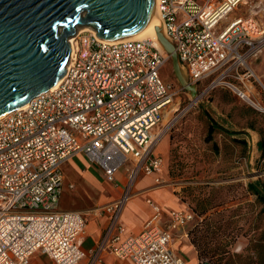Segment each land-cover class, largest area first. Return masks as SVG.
Returning <instances> with one entry per match:
<instances>
[{"label": "built area", "instance_id": "2783aa9c", "mask_svg": "<svg viewBox=\"0 0 264 264\" xmlns=\"http://www.w3.org/2000/svg\"><path fill=\"white\" fill-rule=\"evenodd\" d=\"M248 1L157 0V10L191 84L225 86L264 112L249 65L264 48V23L250 12L219 26ZM255 1L264 15V0ZM68 41L58 85L0 119V264H30L37 253L51 264H97L108 240L111 252L132 264H184L170 245L173 231L187 225L192 212L170 210L169 224L162 228L161 206L147 199L153 214L138 234L123 237L120 223L140 174L153 176L156 185L162 182L164 159L154 151V129L175 95L161 76L167 53L149 39L112 42L91 31H77ZM78 154L96 164L109 182L120 169L126 175L122 194L99 208L108 224L90 252L82 248L83 214L58 208L61 166Z\"/></svg>", "mask_w": 264, "mask_h": 264}, {"label": "rangeland", "instance_id": "374dc122", "mask_svg": "<svg viewBox=\"0 0 264 264\" xmlns=\"http://www.w3.org/2000/svg\"><path fill=\"white\" fill-rule=\"evenodd\" d=\"M243 11V5H239L219 26ZM78 30L79 26L75 33ZM167 56L161 76L164 82L171 83L175 95L154 129V151L164 158L162 182L155 187L167 188L176 202L193 213L187 230L190 243V230L196 225L210 222L215 231V227H222L210 237L199 226L201 241L206 245H200L199 255L195 249L198 264H264V252L254 246L264 226V215L259 214L255 196L246 192L249 181L259 180L264 186V143L262 148L258 146L260 140L264 141V112L240 100L225 86L209 89V81L191 84L179 66L185 83L193 89L184 87L174 73L168 53ZM254 83L260 87L256 78ZM209 126L214 132L212 139L206 140ZM240 140L243 145L237 143ZM87 169L94 168L80 165L77 174L64 172L61 196L68 201L64 193L67 183L72 182L74 188L70 190L74 192L69 196H77L76 205L88 211L99 210L111 201L105 198L109 189L102 178L91 184L92 179L85 174ZM150 183L149 178L141 181L144 186ZM100 190L106 195H100ZM207 199L210 208L200 213L208 206ZM66 205L59 201V208H67ZM225 226L228 228L224 233ZM185 258L188 259L187 254Z\"/></svg>", "mask_w": 264, "mask_h": 264}, {"label": "water", "instance_id": "95a60500", "mask_svg": "<svg viewBox=\"0 0 264 264\" xmlns=\"http://www.w3.org/2000/svg\"><path fill=\"white\" fill-rule=\"evenodd\" d=\"M153 0H0V115L51 88L64 74L76 27L104 40L143 29ZM178 81L188 89L171 42L158 33Z\"/></svg>", "mask_w": 264, "mask_h": 264}, {"label": "crops", "instance_id": "0c3cea01", "mask_svg": "<svg viewBox=\"0 0 264 264\" xmlns=\"http://www.w3.org/2000/svg\"><path fill=\"white\" fill-rule=\"evenodd\" d=\"M255 2V0H249L247 4H244L243 14L240 15L249 14L250 12H256V17L258 18V20L264 23V15H262L261 12H258L255 7ZM249 65L255 74L258 85L260 86L258 87L255 85L254 93L258 101L264 104V48H262L253 58L249 60ZM80 165H85L87 167H92L95 169H87L85 171V174H87L90 179H92L91 184H93V182H97L98 178L104 179V182L107 183L106 186L109 189V193L106 195L100 190V195H106L105 198L112 201L119 197L120 194H122L126 183L125 168L122 169V171H118L116 173L115 178L118 179V182L117 180H115V182L112 183L107 181L101 169L96 164L90 162L83 154H78L62 164L61 170L63 174V185L65 179L64 172H75L77 174L79 173ZM143 178H149L151 183L146 186L142 185L141 181ZM63 185L62 189L64 188ZM70 185H73V187H70ZM155 186L157 185L155 184L153 176L144 174H140L138 176V179L133 187V192H135L136 194L125 203L120 216V223L124 229L123 237L138 234L144 228L145 223L152 216L153 211L147 204V199H152L161 206L162 212L158 218V224L162 228H166L169 224L170 210H187L183 206V203L176 202L174 200L167 188H158ZM73 188L74 183H67L65 189L66 192L64 194H66V196L68 197V201L64 200L63 195L61 196V194V200L59 197V201L67 204V208H59V202L58 208L60 210L79 211L83 214L87 223L82 248L84 251L90 252L95 249L99 241L101 242L102 236L108 224V215L100 209L88 211L81 206H77V196H73V198L69 196L70 192H74L71 191ZM187 230L188 224L174 230L170 246L176 254L184 258V264H198L197 252L194 246L188 240ZM111 244H113V242L108 240V242L106 243V248L101 254L100 262L97 264H132L129 260L116 257L110 250L109 245ZM185 254L188 255L187 260L185 258ZM30 264H51V261L47 256L37 253L31 257Z\"/></svg>", "mask_w": 264, "mask_h": 264}, {"label": "trees", "instance_id": "16d2710c", "mask_svg": "<svg viewBox=\"0 0 264 264\" xmlns=\"http://www.w3.org/2000/svg\"><path fill=\"white\" fill-rule=\"evenodd\" d=\"M214 132V129L209 126L208 130H207V136H206V140H211L212 139V134ZM241 141V140H240ZM242 142V143H241ZM241 142H237L238 144L243 145V141ZM262 143H264V141L260 140L259 143V147L262 148ZM262 150H264V148H262ZM246 192L249 195H254L255 196V204L260 206L259 209V214L264 215V186H261L260 181H249L246 185ZM208 201V206L204 207L202 209V211H200V213H205L208 208H210V202ZM201 226H203L201 229L204 230V232L207 233V235H209L210 237H212L216 231H219L222 227L221 226H217L216 231L215 230H211V223L210 222H205L203 224H198L196 225L193 229L190 230V241L193 244V246L195 247V249L198 252L199 255V249H200V245H206L205 242L201 241V237L203 236L202 233H200L199 228ZM228 228V226H225V228H223L224 233L227 231L226 229ZM255 248H259V250H262V252H264V226H262L261 229V234L260 237H258L257 239V244H254ZM262 260H264V257H262ZM262 263H264V261H262Z\"/></svg>", "mask_w": 264, "mask_h": 264}, {"label": "bare ground", "instance_id": "6f19581e", "mask_svg": "<svg viewBox=\"0 0 264 264\" xmlns=\"http://www.w3.org/2000/svg\"><path fill=\"white\" fill-rule=\"evenodd\" d=\"M78 31L95 32L92 28L87 27V26L79 27ZM158 33H161V34H163L165 36L163 23H162V20L160 18L159 12L157 10V0H153V7H152L151 17H150L149 23L147 24L146 27H144L143 29H140V30H138V31H136L134 33L121 35V36H119L117 38H114L112 40H107V41L116 42V41H124V40L149 39L153 43L154 46H156L160 50H164L160 40L158 39ZM70 42H71V50H73L74 49V42H73V40H70ZM58 82L59 81H57L53 86H51L50 89H54L58 85ZM26 105H27V103L22 104L21 106H19L17 108H25ZM5 114L6 113L1 114L0 115V119ZM165 118L168 119V114L165 115ZM160 134L158 133L159 136H160Z\"/></svg>", "mask_w": 264, "mask_h": 264}]
</instances>
